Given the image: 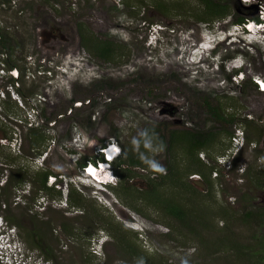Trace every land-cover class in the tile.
<instances>
[{
    "label": "rangeland",
    "instance_id": "1",
    "mask_svg": "<svg viewBox=\"0 0 264 264\" xmlns=\"http://www.w3.org/2000/svg\"><path fill=\"white\" fill-rule=\"evenodd\" d=\"M213 1L226 6L227 16L218 15L221 8L213 13L204 0H9L3 8L0 4V27L16 39L12 60L21 72L19 79L9 74L10 57L0 49V69L6 67L0 71V218L2 230L9 232L3 241L0 236V264H137L141 258L144 264H181L183 258L190 264H264L262 253L248 257L251 251L264 250V216L247 217L249 212L264 211V93L245 83L264 78V43L248 45L233 36L229 44L221 42L210 53L199 50L206 37L210 42V35L221 30L233 33L238 18L260 15L259 5ZM151 24L163 30L154 32ZM42 30L51 33L47 45L39 38ZM63 35L69 37L67 43ZM90 39L111 42L116 54L109 60L97 56L84 42ZM233 40L240 42L231 44ZM242 62L244 80L236 76ZM206 100L234 121L214 119ZM32 107L40 113L33 122L28 114ZM39 115H44L43 122ZM245 119L253 121L247 125ZM148 127L159 128L163 136L157 135L160 143L152 141L155 151L145 152L164 166L163 174L174 164L171 131L214 134L207 149H181V143L176 144L174 167L187 188H177L170 180L161 187L165 196L192 210L193 224L207 240L178 226L141 195L147 177H155L151 167H132L130 183L114 167L116 185L103 191L80 178L78 158H94L95 146L113 139L121 148L129 146ZM31 128L44 134L40 143ZM240 128L252 143L232 149ZM77 139L81 152L74 150L79 149L73 144ZM194 158L198 165L202 160L214 168L212 192L192 171L199 167L191 165ZM43 169L66 176L70 193L77 192L82 204L69 197L66 201L54 191L37 192L33 181L38 183L36 174ZM122 180L133 189L118 194L113 188ZM65 182L59 181L55 190ZM192 187L201 193L192 194ZM202 212L211 229L201 228ZM108 221L125 234L123 244L106 229ZM224 235L232 238L231 243L222 244ZM99 236L107 240L103 256L92 250ZM213 240L219 247L214 252ZM131 245L136 253L128 248ZM234 246L246 248L247 255ZM3 250L8 253L4 259Z\"/></svg>",
    "mask_w": 264,
    "mask_h": 264
},
{
    "label": "trees",
    "instance_id": "2",
    "mask_svg": "<svg viewBox=\"0 0 264 264\" xmlns=\"http://www.w3.org/2000/svg\"><path fill=\"white\" fill-rule=\"evenodd\" d=\"M9 2V0H0V4H2V8L3 5H6V3ZM206 6L208 8H210L212 11H214L213 13H218V15H224L226 12L225 7L226 6H219L215 1L213 0H204ZM1 6V5H0ZM216 8V10H214L213 8ZM0 7V10L2 9ZM219 8H221V10H219ZM219 10L218 12H215ZM227 16V13L225 14ZM245 19H259L258 16H254V17H250V18H245V17H240L237 20V23H241L243 22ZM81 36V34H80ZM99 41V42H98ZM85 44L87 47L92 48L91 50H94L96 52V55L105 59V60H109L112 59L114 57L115 53V49L114 46L111 44V42H103L101 40H97V39H90L89 42L87 43V40H84ZM17 46V42L16 39H14L13 37H11L9 35V32H7V28H1L0 27V49L1 51H3L5 53V55L8 56V58L10 57V60L8 61L9 67H18L15 62L13 61L14 58V53H13V49H15L14 47ZM13 59V60H12ZM22 73L24 74V71H22ZM250 82L252 84V86H254V89L256 92L258 93H263L261 91L258 90L257 85L251 80V78L247 79L245 81V83ZM207 107L209 112L211 113L212 117H214V119L219 120V121H226L229 123H232L234 121V117L233 116H229L227 117V115L223 114L222 112L218 111L216 107L212 106L207 100ZM253 120H247L245 119V122L247 125H250L252 123ZM39 128V127H38ZM148 132L150 133V135H152V141L156 140L158 141V143H160L161 141H159V138H163L162 133L159 131V128H150L148 127ZM31 132H33L35 135H37L36 140L40 143L45 137L44 134L41 132V130L37 129V128H31ZM157 135H159V138L157 137ZM170 146L173 144V147L171 146V150L174 154L173 157V162L175 164V158H176V154H175V148L174 146L176 144L180 145L181 143V149H184L186 147L192 148L196 150H201V149H207V147L210 145L209 142L213 141L212 140V136L214 134H211L210 136H208L207 134H197V133H190L187 131H171L170 133ZM229 137H231L233 134L232 133H228ZM246 140L247 143H252L251 138L249 136V134H246ZM180 142V143H179ZM164 143V142H162ZM185 144V145H184ZM144 146L143 141L140 144L139 150H134V145L130 144L129 146H124L123 148V155L122 158L119 159V161H116L114 163L115 165V169L116 171H118L120 174L119 176L122 179H126V177L128 178L129 181V177L131 176V179L133 178V174H131V171L134 172V169L132 167H139V168H143V169H149L150 166L147 162H145V160L141 159V153L144 154V156L146 157V151L147 148L144 149V151L142 150V147ZM195 156V155H194ZM84 158V157H83ZM147 158V157H146ZM92 159V158H91ZM88 159L84 158L83 160H78V165L79 166H83L85 164V162ZM195 160V162H194ZM201 160V159H200ZM201 164L198 165V161L196 158H194L192 160V164L191 165H198L199 167L196 170H192L193 172H198L197 174L200 175L201 179L203 180V183L208 187L209 191H213L214 189V182L212 181L211 178V173L214 170V168H210L207 166V164L205 162H203L202 160L200 161ZM174 164L172 163L169 167H167L168 169V173L163 174V172H157V171H153L150 174H155L153 176H155L154 178H152L151 176L147 177V181H146V188L147 189H143L141 192V195L146 198L149 202L154 203L156 205V207H158L159 209H162V211L164 212V214L166 216H168L169 218H171L172 220L176 221L178 223V226L180 227H188L191 231L196 232L197 234H200L201 237L203 239L204 236L201 234V232H198L197 228L195 227V225L193 224V218L192 216H194L192 210L188 209L187 207H183V203L178 199L176 200V198L174 199L173 197L170 198V194H168L167 197L164 193V190H162V186H164L165 182L167 180H170V182H172V184H176L175 187L179 188L181 187L182 189L187 188L185 187V184L183 183V178L182 175L180 174V172H178V170L175 169ZM126 166V167H125ZM190 166V165H188ZM188 166H186L185 168H188ZM124 167V168H123ZM128 167V168H127ZM135 168V170H136ZM123 169V170H122ZM122 170V171H121ZM128 172H130L129 175ZM55 174L51 169H43V171L37 173L36 175L39 176V181L38 183L33 181V183L35 184V187L37 189V192H46L47 194H49L50 192L54 191L57 193L58 197H61V191H57L55 190L54 187H49L48 186V176ZM11 181V180H10ZM127 182H122L119 183L120 185L115 186L113 189L116 193L119 194V192H129L130 189H133V187L128 184ZM130 183V181H129ZM132 187V188H131ZM162 187V188H161ZM54 189V190H53ZM192 194L194 195H199L201 192L198 191L197 189H195V187H192ZM165 196V197H164ZM193 198V197H192ZM181 200L183 201V199L181 198ZM194 200V198H193ZM70 201H72L74 204L76 205H80L82 204V197L79 196V194L77 192H71L70 194ZM126 205L129 206V204H127L126 202H124ZM132 206V204H131ZM133 207V206H132ZM133 208H135L137 211L141 212V208H136V206H134ZM199 209V208H197ZM201 210V209H199ZM224 210V209H223ZM224 211H222L223 213ZM203 213V212H202ZM199 213V214H202ZM193 214V215H192ZM227 215V214H226ZM247 217H253L254 215H258L261 218L264 216V211L260 212H249L247 213ZM203 218L201 219V224L203 225V227L201 228H207V229H211V227L209 226V222L207 221L208 218L206 217L205 213L202 214ZM200 217V216H199ZM170 227L172 226L171 224L169 225ZM118 225H116L113 222H109L108 221V226L106 227V229L111 233V231L113 230L118 237V240L120 241L121 244H123V241H126V236L125 234L122 232L121 228L118 229ZM67 228V227H66ZM228 228V227H227ZM68 230V229H67ZM202 231V230H200ZM195 233V234H196ZM208 237V235H207ZM228 237V235H227ZM209 238V237H208ZM229 239V240H228ZM231 239L230 237L226 238V235L223 236L221 242L222 244L226 245L228 243H231ZM211 240V239H210ZM214 240L210 242L211 246H212V252L216 251L219 249V247H216V244H214ZM130 250H132L134 253V246L131 245L128 247ZM234 248H237V250L239 249L240 255H242V253L244 251H246V248H244L243 250H241L242 248L234 246ZM251 249V248H250ZM243 251V252H242ZM258 252V253H256ZM244 255H247L246 252H244ZM262 253L261 260H264V250H262V252L260 251H251L250 255L248 257H256L259 256V254ZM48 258H51V254L48 252L47 254ZM257 261V260H256ZM258 264V262L256 263Z\"/></svg>",
    "mask_w": 264,
    "mask_h": 264
},
{
    "label": "clouds",
    "instance_id": "3",
    "mask_svg": "<svg viewBox=\"0 0 264 264\" xmlns=\"http://www.w3.org/2000/svg\"><path fill=\"white\" fill-rule=\"evenodd\" d=\"M247 2L251 3V2H254V0H247ZM258 18L259 19H251L255 22L254 29H252V31H249V29L245 28V27H243V28L238 27V25H241L246 21V19H245L243 22L235 23V25H233V27H235V29L233 30V33H231L230 31L221 30L219 35L217 34L214 37H213V34L210 35V42H208V38L206 37V42H204L201 46H199V50L204 52L205 54L208 52L210 53L211 51H214V49H216L217 45L220 44L221 42H228V44H229V42H230V40H232L233 36L238 38V40L245 42L248 45H253L256 43L257 44L258 43L263 44L264 43V25L258 27L260 25L259 22L262 21V19L259 16H258ZM149 28H151L154 32H156L158 30L159 31L163 30L161 25H158V24H151V25H149ZM256 32H261V33L257 35ZM240 34L242 36H240ZM238 40H233L234 42L232 41L231 44H234L235 42H240ZM3 54H5V53H3ZM197 63H199V62H197ZM243 67H244V62H242L240 66L236 67V76H240L241 80H244V78H245V76H244L245 70L243 69ZM9 68L11 69L9 71V74H11L15 78L19 79L21 76L20 70L17 67H9ZM4 69H6V67L3 64L2 70H4ZM0 71H1V69H0ZM1 74H2V72H1ZM257 79H258V77H253V81L255 82L256 85H257V81H256ZM257 88H258V86H257ZM258 90L261 91L259 88H258ZM261 92L264 93V91H261ZM241 139L243 140V144L241 145L240 148H243L247 144L245 133L243 136H241ZM79 141L80 140L77 139V140H75V142H73L74 145L79 144L78 145L79 149L75 148L74 150H78L81 152L83 150L81 148ZM142 141H143L145 148H148V149L153 150V151L156 150L152 144V135H150L148 130L141 131L139 133V138L133 137L132 144L134 145V150H139V147H140V144ZM160 147L162 149L163 146L161 145ZM233 148H235L234 144L232 146V149ZM94 151H95L94 153L96 154V156H94V158H92V159H89V161H92L95 164L99 162L102 164V166H104V165L107 166L106 168H101L102 166H98L99 174H102L103 172H105L104 176H103L105 178L104 182H101L98 178L95 177L94 171H93V174L90 175V177H91L90 180H86L83 177L81 179H83V182L85 184H88V186H91L95 189H98V191H103V189L106 187H111V186L116 185V183H115L116 178H112L111 172H113L114 175L116 176L115 171H114V167H115L114 163L116 162V160H118V158H120L123 155V147H122V155L120 157H118L117 159L111 158V157H114L116 155H119V153H120V148L116 144H112L109 146L108 155H109V158H111V159H107V158L104 159L102 155L98 154V147L97 146H95ZM141 159L145 160V162H147L149 164V166L152 169H154L153 171H158V172H165L166 171V169L164 168L163 165L159 164L158 162H156L154 160H150V159L146 158L143 153H141ZM78 160H79V158H78ZM87 161L85 162L84 165H86ZM84 165L82 166V168L84 167ZM53 176H56V174H52V175L48 176V183H47L48 186L54 187L59 181H61V180L64 182L66 181L64 183L65 189L59 188L57 191H61V194H62L61 198H63V195H64V198L66 199V201L68 200V197L70 200V194L71 193L69 191V185H68V181H67L68 178L66 176H60V177L56 176L57 179L51 180V178ZM59 178H60V180H59ZM102 194H104V193H102ZM67 206L68 205L66 204V208H68ZM1 234H2V241L9 234V232L7 233L5 231V229L2 230V218H0V236H1ZM103 239H104V236H99L98 239H96V237H95V239H94L95 243L92 245V250H93L94 254H96L97 256H103L104 245L107 241V240H103ZM5 242H7V241L5 240ZM8 246H10V244ZM6 255H8V253L5 252V250H3L2 251V259H4ZM5 262H7V260H5ZM137 264H144L143 258H141L137 262ZM181 264H190V261L187 258H183L181 260Z\"/></svg>",
    "mask_w": 264,
    "mask_h": 264
},
{
    "label": "built area",
    "instance_id": "4",
    "mask_svg": "<svg viewBox=\"0 0 264 264\" xmlns=\"http://www.w3.org/2000/svg\"><path fill=\"white\" fill-rule=\"evenodd\" d=\"M242 1H243V3H248L247 0H242ZM254 1H258L257 3L259 5L258 12H259L260 15H258V16L262 19V21L259 22L260 25L258 27H260V26L264 25V0H254ZM254 24H255V22L253 20L246 19V21L243 24L238 25V27H240V28L245 27V28H248L249 31H252V29H254ZM1 72H2V69H1ZM256 81H257L258 88L261 91H264V83H263L264 78L258 76V79ZM28 114L30 116L31 122H33V120H35V118L37 120V115L40 114V113H38V110L36 108L32 107L30 109V111L28 112ZM43 116L44 115H39V117H42L40 119L42 122L44 121L43 120ZM243 135H244L243 131L240 128V129L237 130V133L233 136V144L235 145V148H239L243 144V140L241 139V136H243ZM112 144H116L120 148V153H119V155H116V159L118 157H120L122 155V148L119 145V143L116 140H114V139L111 140V141H108L104 145L100 146L98 148V154L102 155L104 159H106V158L107 159H111V158H109V155H108V149H109V146L112 145ZM112 158L114 159L115 156L112 157ZM98 166H102V164L99 163V162L95 164L94 162L88 160L86 165H84V167L82 168V176L80 178L84 177L86 180H90V178H91L90 175L93 174L94 170L98 171ZM111 174H112V178H116V176L114 175L113 172H111ZM153 175H155V174H153ZM52 179H57V178H56V176H53L51 178V180ZM62 188H64V186H61L60 189H62Z\"/></svg>",
    "mask_w": 264,
    "mask_h": 264
},
{
    "label": "bare ground",
    "instance_id": "5",
    "mask_svg": "<svg viewBox=\"0 0 264 264\" xmlns=\"http://www.w3.org/2000/svg\"><path fill=\"white\" fill-rule=\"evenodd\" d=\"M261 32H256V34L258 35V34H260ZM263 83H264V81H263ZM112 158V157H111ZM115 158H116V156H115ZM114 158V159H115ZM107 166L106 165H104V166H102L101 168H106ZM94 170V169H93ZM103 172V171H102ZM104 173L105 172H103L102 174H99V171H96V170H94V175H95V177L96 178H98L101 182H104Z\"/></svg>",
    "mask_w": 264,
    "mask_h": 264
},
{
    "label": "water",
    "instance_id": "6",
    "mask_svg": "<svg viewBox=\"0 0 264 264\" xmlns=\"http://www.w3.org/2000/svg\"><path fill=\"white\" fill-rule=\"evenodd\" d=\"M49 34H51V33H49V31H45V30H42V31L39 32V38H40L41 40H43V41H42V44L45 43L46 41H48V40H47V38H48L47 36H48ZM46 43H47V42H46Z\"/></svg>",
    "mask_w": 264,
    "mask_h": 264
},
{
    "label": "flooded vegetation",
    "instance_id": "7",
    "mask_svg": "<svg viewBox=\"0 0 264 264\" xmlns=\"http://www.w3.org/2000/svg\"><path fill=\"white\" fill-rule=\"evenodd\" d=\"M53 36H55L54 34H52ZM64 40H65V43H67L68 41H69V37L67 38L66 36H64L63 35V37H62ZM54 41H57L58 40V37H54ZM60 41H62V40H60ZM71 41V40H70ZM44 45H47V43H43ZM245 121V120H244ZM243 123V122H242ZM46 210V209H45Z\"/></svg>",
    "mask_w": 264,
    "mask_h": 264
}]
</instances>
